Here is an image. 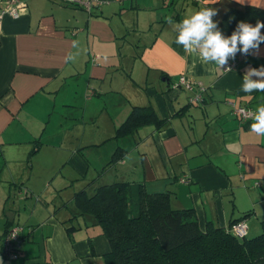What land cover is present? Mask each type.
<instances>
[{"label": "crops", "instance_id": "obj_1", "mask_svg": "<svg viewBox=\"0 0 264 264\" xmlns=\"http://www.w3.org/2000/svg\"><path fill=\"white\" fill-rule=\"evenodd\" d=\"M6 1L0 0V12ZM22 1L26 7L19 18L3 15L0 25V251L5 230L19 225L17 211L6 207L2 185L9 193L21 192L24 168L38 166L49 151H62L47 162L50 186L58 197L73 188L67 203L43 212L33 256L44 264H105L108 239L74 204L78 192L98 184L141 183L149 193L168 192L171 208L194 209L202 228L208 222L228 228L235 219L259 215L264 136L250 130L254 117L244 120L235 111L242 107L255 114L264 106V94L241 91L246 70L264 65V44L247 59L238 53L229 57L236 67L228 70L227 64L217 67L186 53L175 43L178 33L168 18L179 23L202 7H217L214 20L222 23L232 8L264 9V0H98L90 12L59 0ZM181 76L196 84L192 95L175 87ZM200 85L203 102L191 105ZM146 107L160 126L117 134L134 108ZM102 121L113 130H94ZM131 137L141 161H127L124 143ZM110 142L117 143L105 152L110 160L88 180L95 157L90 152L104 156ZM136 161L142 163L141 177L104 181L111 173L130 174ZM173 184L183 187L175 195L177 206L168 190ZM53 195L47 196L51 202Z\"/></svg>", "mask_w": 264, "mask_h": 264}, {"label": "trees", "instance_id": "obj_2", "mask_svg": "<svg viewBox=\"0 0 264 264\" xmlns=\"http://www.w3.org/2000/svg\"><path fill=\"white\" fill-rule=\"evenodd\" d=\"M257 20L264 21V9L234 7L220 27L231 35L240 21L255 25ZM253 50L247 56L242 52L238 55L247 59ZM149 124L158 127L162 122L151 107L134 108L117 134L124 135ZM170 201L168 192L149 193L143 184L130 182L98 184L74 197L77 214L89 218L110 243L105 264H264V220L260 235L240 240L230 228L246 222L250 214L233 220L228 228L210 222L202 228L194 209L174 210ZM11 230L7 228L2 237V256L5 238Z\"/></svg>", "mask_w": 264, "mask_h": 264}, {"label": "rangeland", "instance_id": "obj_3", "mask_svg": "<svg viewBox=\"0 0 264 264\" xmlns=\"http://www.w3.org/2000/svg\"><path fill=\"white\" fill-rule=\"evenodd\" d=\"M189 92V91H188ZM191 95L193 94L190 92ZM196 95V94H195ZM102 124V127H94V130L99 131L101 128L104 131H109L113 130V127L107 122L106 126L104 125L103 121L100 122ZM109 124V125H108ZM83 129V127H80ZM61 134L57 135L59 138ZM46 139V138H45ZM44 139V141H45ZM138 139V138H137ZM50 143H52V139H48ZM117 143L116 142H110L108 147L103 148L104 150V156H102V152H97L96 150H92L90 153L94 154L95 157L91 158V172L90 175L88 176V180L92 179L94 177V171L95 169L99 170L102 169L107 162L110 160L111 155L108 157H105V152L108 150H111V146L116 147ZM124 145L128 148L129 154L127 161L133 162L135 161V157L141 161V159L138 157L137 151H136V146H137V141L134 137H131L130 139L126 140ZM65 148V146H64ZM89 152V151H88ZM44 152L43 155L39 157L37 161L38 166H35V168H30L29 163L27 162L26 168H24V172L26 177H24V184L26 185L25 188L21 190V192L16 190L15 188H12L11 192L9 193L8 191V185H2V187L5 188L4 191V197L5 200L8 199V203L6 207L11 210H16L17 212V222L19 223L18 226L22 229V232L20 234V249L21 252L17 253L18 259L16 260H11L8 259L5 256H0V264H44L43 260L42 262L38 261V258L34 259L35 253L37 252V247L34 245L33 242H36L39 244L40 240H37L36 238H42L41 237V231L43 229V225H45L43 221V212H47L48 210H52L56 207H60L64 204V202L67 201V197L69 198L72 196L71 189L69 188L67 190L68 193L66 196L62 195L58 197L56 194V191L53 186H50V178L51 176L49 174H46V167L48 166L47 162L49 161H56V159L61 155L62 151L58 150L57 152ZM61 157L59 158V162L61 161ZM33 163V162H32ZM58 165V164H57ZM60 167V165H58ZM136 167L133 168V172L131 171L130 174H124L122 172L116 173H111L109 177H106L104 181L108 180V182H112L114 180L120 179V178H126V179H134L136 175L141 177L138 172L141 171L142 163H139L136 161L135 164ZM70 170L66 171L68 173ZM129 172V171H127ZM92 177V178H91ZM138 177V178H139ZM29 179V181H28ZM87 180V181H88ZM110 180V181H109ZM27 182V183H26ZM76 183H80L79 186H81L82 182L76 181ZM59 184V183H58ZM83 185V184H82ZM78 187V185H76ZM172 191V202L173 206H177L175 204V195L177 194V191L179 189H182V186L177 185H171L170 186ZM78 190V189H76ZM247 191V190H246ZM54 194L53 197L51 198L53 202L49 201L47 199V196L50 197ZM64 193V192H62ZM60 194V193H59ZM72 200V199H71ZM42 201H49L48 205H45L42 203ZM5 206V205H4ZM69 207V204H68ZM178 208H181L180 206ZM255 209L254 207H252ZM74 207L71 204L69 211L73 210ZM259 215L255 214L253 217H249L248 221H246V224L248 226V237L249 239L254 238L255 236H258L262 233L261 229V222L264 220V201H259ZM49 212V211H48ZM64 213V212H63ZM58 214V212H57ZM60 216H62V213H60ZM251 220V221H249ZM44 223V224H43ZM257 223V224H256ZM255 225V228L252 225ZM251 225V227H250ZM258 225V229H257ZM258 231V232H257ZM254 232V233H253ZM26 246V247H25ZM36 249V252L34 250ZM28 249V250H26ZM40 251L43 253L44 247H40ZM34 255V256H33ZM34 259V260H33Z\"/></svg>", "mask_w": 264, "mask_h": 264}, {"label": "clouds", "instance_id": "obj_4", "mask_svg": "<svg viewBox=\"0 0 264 264\" xmlns=\"http://www.w3.org/2000/svg\"><path fill=\"white\" fill-rule=\"evenodd\" d=\"M219 12L217 7H202L179 23L169 17L168 23L173 24L178 33L175 43L182 46L186 53L198 54L204 63H212L222 68L229 57L234 60L238 52L247 56L250 49H256L259 53L260 45L264 44V21L257 20L255 25L240 21L231 35H228L220 27L221 20H214ZM252 77L257 79L253 80ZM241 91L264 94V65L246 70ZM254 121L250 130L258 136H264V106L256 109Z\"/></svg>", "mask_w": 264, "mask_h": 264}, {"label": "built area", "instance_id": "obj_5", "mask_svg": "<svg viewBox=\"0 0 264 264\" xmlns=\"http://www.w3.org/2000/svg\"><path fill=\"white\" fill-rule=\"evenodd\" d=\"M59 1L65 5L81 7L87 10L88 12H90L94 6H97L99 4L98 0H59ZM193 1L195 3H202V0H193ZM4 4H5L4 10L0 12V25L3 15L9 14L14 18H19L20 14L26 7L25 6L26 4L22 0H8ZM235 67H236V62L227 63L228 70L234 69ZM195 86L196 84H194L192 81H189L186 76H181L179 81L175 85L177 89L188 90L191 92L195 90L196 88ZM199 89H200L199 93H196V95L193 98H190L191 104L200 103L203 101V92L205 91L204 87L200 85ZM235 113L244 120L254 117L253 112L246 108L236 109ZM182 182L188 183L187 180H182ZM21 232L22 229L20 228V226H16L13 230H11V232L5 238L4 254L8 259L11 260L18 259L16 251L17 249H20L19 246H20ZM230 232L240 240L245 239L248 236V226L246 222H241L239 224L233 225L230 228Z\"/></svg>", "mask_w": 264, "mask_h": 264}]
</instances>
